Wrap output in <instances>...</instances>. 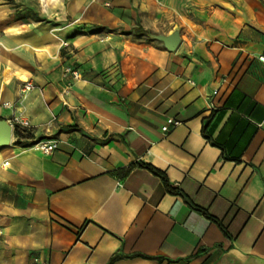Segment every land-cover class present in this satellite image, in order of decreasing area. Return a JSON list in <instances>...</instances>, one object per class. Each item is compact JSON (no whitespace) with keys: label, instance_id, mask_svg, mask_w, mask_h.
I'll use <instances>...</instances> for the list:
<instances>
[{"label":"crops","instance_id":"0c3cea01","mask_svg":"<svg viewBox=\"0 0 264 264\" xmlns=\"http://www.w3.org/2000/svg\"><path fill=\"white\" fill-rule=\"evenodd\" d=\"M17 1L0 118L31 137L0 147V264H264V0Z\"/></svg>","mask_w":264,"mask_h":264},{"label":"built area","instance_id":"2783aa9c","mask_svg":"<svg viewBox=\"0 0 264 264\" xmlns=\"http://www.w3.org/2000/svg\"><path fill=\"white\" fill-rule=\"evenodd\" d=\"M66 46H67V42L64 40H60L59 47L64 48ZM257 59L261 62H264V55H259L257 57ZM61 77H62L61 95H66L69 92L72 85L76 81L81 80L82 75H81V73L77 67L72 66V65H64L62 68ZM187 82L190 84H193V82L191 80H187ZM31 87H32V84H30L29 82L25 83L23 86V88L25 90H29ZM179 124H180V122L178 120L172 121L173 126H177ZM14 128H17L20 131V133H24V134L31 133L30 126L27 122H17V125L15 127L12 126L13 130H14ZM162 130L167 131L168 127L163 126ZM18 140L22 141L23 139L19 138L18 136L15 137L12 135V141L13 142H17ZM32 145L34 148H36L42 154L49 155L53 150H55L57 148V141L56 140H47V141L39 140L37 142H34ZM7 165H8V162L3 161L0 164V167H6ZM32 264H48V263L47 262H39L35 258L33 260Z\"/></svg>","mask_w":264,"mask_h":264},{"label":"trees","instance_id":"16d2710c","mask_svg":"<svg viewBox=\"0 0 264 264\" xmlns=\"http://www.w3.org/2000/svg\"><path fill=\"white\" fill-rule=\"evenodd\" d=\"M13 134L14 136H18L19 138H22V139H27V138H30L31 137V134L30 133H27V134H24V133H20V131L17 129V128H14L13 130ZM16 143H21L20 140H18ZM143 167L149 169L150 171H152L155 175L159 176L163 182V185L165 187V190L170 193V194H173V195H178V196H181L185 202L189 203L191 206H193L196 210L198 211H201L203 214L206 215V217L208 219H210L211 221H213L214 223H216L220 228L221 230H223V233H225L224 229L222 228V226L220 225V223L213 217H211L210 215L206 214L205 212H203L200 208L192 205L190 203V201L188 200V198L183 194V192L175 185L171 184L167 178L164 176V174H162L160 171L152 168L151 166L149 165H145V164H142ZM114 260V258H111L108 262V264H111V262Z\"/></svg>","mask_w":264,"mask_h":264},{"label":"water","instance_id":"95a60500","mask_svg":"<svg viewBox=\"0 0 264 264\" xmlns=\"http://www.w3.org/2000/svg\"><path fill=\"white\" fill-rule=\"evenodd\" d=\"M159 38L163 40L166 48L170 50L173 49L179 41V36L176 32L166 37L160 36ZM12 132V126L5 119L0 118V147L8 146L11 143Z\"/></svg>","mask_w":264,"mask_h":264},{"label":"rangeland","instance_id":"374dc122","mask_svg":"<svg viewBox=\"0 0 264 264\" xmlns=\"http://www.w3.org/2000/svg\"><path fill=\"white\" fill-rule=\"evenodd\" d=\"M9 1H12L13 3L17 4L16 5L17 7L15 8L16 16H18L22 19L29 17V16H31L32 18H35L36 11H34V9H32L31 7H27V6L23 5V3H21V1H17V0H9Z\"/></svg>","mask_w":264,"mask_h":264}]
</instances>
